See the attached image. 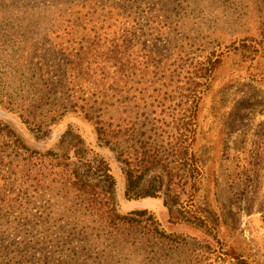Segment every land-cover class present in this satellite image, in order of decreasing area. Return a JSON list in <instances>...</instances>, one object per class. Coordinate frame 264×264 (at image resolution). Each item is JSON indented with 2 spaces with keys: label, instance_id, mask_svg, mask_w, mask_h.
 Wrapping results in <instances>:
<instances>
[{
  "label": "rangeland",
  "instance_id": "rangeland-1",
  "mask_svg": "<svg viewBox=\"0 0 264 264\" xmlns=\"http://www.w3.org/2000/svg\"><path fill=\"white\" fill-rule=\"evenodd\" d=\"M59 1L76 0L0 4V122L39 154L81 157L86 147L114 177L117 212L152 214L165 232L186 239L200 264H264V38L256 11L264 0H101L56 19ZM39 95L54 103L33 119L27 108ZM85 112L134 123L164 151L189 136L194 179L174 181L178 188L164 178L155 198H126L118 153L97 141ZM0 139L7 169L0 178L16 179L8 196L22 201L11 212L41 220L84 212L71 198L32 193L21 177L23 150L2 132ZM155 176L146 188H157ZM68 222L87 225L82 214Z\"/></svg>",
  "mask_w": 264,
  "mask_h": 264
},
{
  "label": "trees",
  "instance_id": "trees-1",
  "mask_svg": "<svg viewBox=\"0 0 264 264\" xmlns=\"http://www.w3.org/2000/svg\"><path fill=\"white\" fill-rule=\"evenodd\" d=\"M7 1L19 3L22 0ZM7 1L0 0V4H8ZM58 4L63 9H56V19H63L68 16V12L84 9L87 5L93 8L103 5L101 0H76L69 5L59 1ZM256 11L261 19L257 35L263 39L264 8L256 3ZM78 20L66 21V31L68 27L76 28ZM56 24L61 27L59 23ZM82 54L86 56L88 53ZM207 72L208 69L205 70V76ZM74 80L79 82L80 78L75 77ZM53 103L50 96L39 95L27 108L28 115L36 119L41 115L39 110ZM84 117L94 124L97 141L118 153L123 165L126 198H155L164 186V178L167 179L166 183L178 188L180 186L174 181L179 180L186 185L194 179L196 167L191 154L193 142L186 145L189 136L183 146L181 142L173 143L171 140L170 145L176 146L164 151L163 141L147 136L134 123L113 124L101 120L97 113L85 112ZM187 124L184 121L182 127L186 129ZM1 132L2 137L12 140V147L23 150L25 162L20 168L21 177L25 178L28 188L34 190L32 193L71 198L75 206L78 205L84 212H71L72 217H65V212H48L42 220L41 215L34 212H11L18 209L22 202H13L8 196L11 193L9 187L16 179L9 175L1 177L0 224L4 230L0 233V264H200V259L192 257V249L188 247L186 239L165 232L152 214L145 210L128 214L117 212L113 198L116 184L114 177L106 164L88 159L86 147L77 150L83 152L81 157H71L67 152L62 155L39 154L29 150L13 130L2 122ZM0 153L1 174L7 169L2 165L5 152ZM72 159L74 162H71ZM177 166L180 167L176 169ZM151 174L158 175L155 176L157 188L145 187ZM25 190L28 192L27 188ZM76 214H82L87 219V225L80 223L82 227H78L69 223V220L75 221ZM185 221L201 222L199 218H186ZM89 224L93 226L90 228ZM237 264L244 262L238 261Z\"/></svg>",
  "mask_w": 264,
  "mask_h": 264
}]
</instances>
